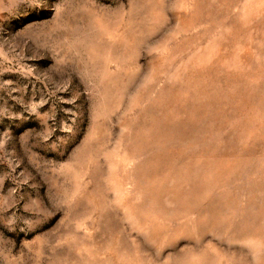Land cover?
<instances>
[{
	"label": "rangeland",
	"instance_id": "1",
	"mask_svg": "<svg viewBox=\"0 0 264 264\" xmlns=\"http://www.w3.org/2000/svg\"><path fill=\"white\" fill-rule=\"evenodd\" d=\"M0 264H264V0H0Z\"/></svg>",
	"mask_w": 264,
	"mask_h": 264
}]
</instances>
